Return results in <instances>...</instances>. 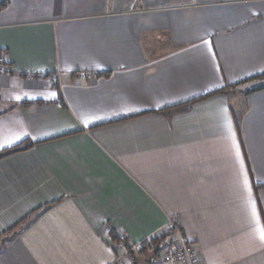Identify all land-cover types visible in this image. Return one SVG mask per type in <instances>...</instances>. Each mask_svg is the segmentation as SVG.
I'll return each instance as SVG.
<instances>
[{"label":"crops","instance_id":"0c3cea01","mask_svg":"<svg viewBox=\"0 0 264 264\" xmlns=\"http://www.w3.org/2000/svg\"><path fill=\"white\" fill-rule=\"evenodd\" d=\"M0 51V264H149L172 218L264 264V0H9Z\"/></svg>","mask_w":264,"mask_h":264},{"label":"built area","instance_id":"2783aa9c","mask_svg":"<svg viewBox=\"0 0 264 264\" xmlns=\"http://www.w3.org/2000/svg\"><path fill=\"white\" fill-rule=\"evenodd\" d=\"M9 67L5 55L0 59V74L6 72ZM119 236L121 241L114 245L118 253L110 264H125L127 256L130 255L131 250L135 249V247L133 248L130 245L129 248L126 246L124 235ZM158 236H167V240L160 254L151 258L149 264H201L198 250L183 232L176 219H170L165 228L159 230L146 242L150 243L152 238Z\"/></svg>","mask_w":264,"mask_h":264},{"label":"trees","instance_id":"16d2710c","mask_svg":"<svg viewBox=\"0 0 264 264\" xmlns=\"http://www.w3.org/2000/svg\"><path fill=\"white\" fill-rule=\"evenodd\" d=\"M8 5H9V0H0V12L3 11V10H5L8 7ZM5 55H6L5 52L0 51V59L3 56H5ZM260 77L262 78L264 76H260ZM247 81H249V80H247ZM247 81L241 83V85L244 84V83H247ZM239 86H240V84L239 85H234L232 87H228L225 90L222 89V90H219V91L214 92V93L206 94L204 96H201V97H198V98L192 100L191 102H189L187 104L173 107V108L170 109V111L172 110V111H174L173 113H178V112H180V111H182L184 109L191 108L192 105H194L196 103H199V102L205 101L207 99H210L213 96L218 95V94H224L227 97H231L232 95H235V94L238 93V90L237 89H238ZM244 95L246 96L247 94L245 93ZM231 107H232V112H235L237 110H239L241 112L244 109V107H243V101L240 102L236 108H234L232 106V104H231ZM158 113H162V112H158ZM28 147L29 146H28L27 143H23V144H21L19 146H16L14 148H11L9 150H6V151L0 153V159L3 158V157H5V156H8L10 154H13V153H16V152H20V151H24ZM258 189H257V186H256V190H258ZM110 236H111V239H112V242H113L114 245L117 244V243H119L121 241L120 236L117 235L113 231H110ZM124 240H125L126 246L129 248L130 246L127 243V240L126 239H124ZM166 240H167V236L154 237V238L151 239V242L150 243H148V242L145 241L142 244H140V249L145 250L144 248L146 246H148V249H149V247L150 248L153 247L154 248V252H153L152 256L156 257V256H158L160 254V252H161V250H162V248H163ZM146 249H147V247H146Z\"/></svg>","mask_w":264,"mask_h":264},{"label":"rangeland","instance_id":"374dc122","mask_svg":"<svg viewBox=\"0 0 264 264\" xmlns=\"http://www.w3.org/2000/svg\"><path fill=\"white\" fill-rule=\"evenodd\" d=\"M250 85H245V87L244 86H242L243 87V89H246L247 87H249ZM246 98V96L244 95V94H236V95H233L232 96V106L234 107V108H236L237 106H238V104L240 103V101H244V99ZM229 100H231V98H229ZM237 113H239L238 111H237ZM150 250L151 251H149L148 249H146V251L145 252H148L149 251V254H150V256H149V258H147L148 259V261L151 259V258H153L152 257V254H153V252H154V248L152 247V248H150ZM137 255L138 256H140L141 254H139V253H137ZM137 260H138V262H140V259H139V257H137L136 258ZM144 259H145V256H144ZM140 264H141V262H140Z\"/></svg>","mask_w":264,"mask_h":264},{"label":"snow or ice","instance_id":"6c2138e0","mask_svg":"<svg viewBox=\"0 0 264 264\" xmlns=\"http://www.w3.org/2000/svg\"><path fill=\"white\" fill-rule=\"evenodd\" d=\"M17 99H19V97H17ZM17 139H19V137H17ZM8 146H10V144L12 143L11 141L6 142ZM5 144H0V148L5 147ZM261 239H264V233L261 234Z\"/></svg>","mask_w":264,"mask_h":264}]
</instances>
